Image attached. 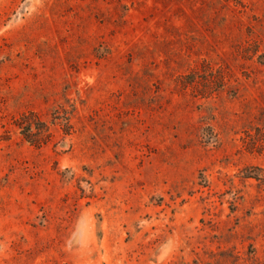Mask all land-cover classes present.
Returning a JSON list of instances; mask_svg holds the SVG:
<instances>
[{"label":"rangeland","instance_id":"obj_1","mask_svg":"<svg viewBox=\"0 0 264 264\" xmlns=\"http://www.w3.org/2000/svg\"><path fill=\"white\" fill-rule=\"evenodd\" d=\"M0 264H264V0H0Z\"/></svg>","mask_w":264,"mask_h":264},{"label":"trees","instance_id":"obj_2","mask_svg":"<svg viewBox=\"0 0 264 264\" xmlns=\"http://www.w3.org/2000/svg\"><path fill=\"white\" fill-rule=\"evenodd\" d=\"M31 117H34V118H36V116L35 115H33V114H31ZM43 127H45V125H42ZM30 142V141H29ZM31 143H32V141H31Z\"/></svg>","mask_w":264,"mask_h":264}]
</instances>
